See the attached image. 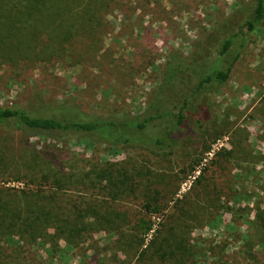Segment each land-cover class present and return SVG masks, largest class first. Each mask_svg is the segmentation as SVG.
Masks as SVG:
<instances>
[{
	"label": "rangeland",
	"instance_id": "374dc122",
	"mask_svg": "<svg viewBox=\"0 0 264 264\" xmlns=\"http://www.w3.org/2000/svg\"><path fill=\"white\" fill-rule=\"evenodd\" d=\"M253 9L254 0H110L89 40L28 67L0 64V106L76 120L165 115L148 131L160 146L0 125L11 138L0 145V189L44 194L89 225L80 242L60 233L61 219L31 244L14 236L10 264H264V3L250 29ZM230 65L225 82L199 87ZM33 152L47 162L38 176ZM142 218L151 230L140 242Z\"/></svg>",
	"mask_w": 264,
	"mask_h": 264
},
{
	"label": "trees",
	"instance_id": "16d2710c",
	"mask_svg": "<svg viewBox=\"0 0 264 264\" xmlns=\"http://www.w3.org/2000/svg\"><path fill=\"white\" fill-rule=\"evenodd\" d=\"M109 3L110 0H0V64L10 70L28 67L41 60L55 59L59 52L68 50L66 43L70 40L72 42H69L68 47L75 46L79 39L89 40V32L93 34L92 26L89 28V21L101 22ZM263 3L264 0H254L253 18L246 24L250 29L262 18ZM229 45L230 39L223 43L221 55L226 52ZM231 66L225 71L217 70L203 77L198 83L199 87L213 80L225 82ZM170 73L175 75L176 70H171ZM184 106L185 103L182 109ZM164 116L162 113L150 114L129 122L76 120L58 118L55 115H33L22 108L0 106V125L14 123L23 130L55 138L62 133H83L93 136L98 142L116 145L146 139L160 146L162 141L159 138L154 139L148 131L156 124V120ZM183 118L182 114L178 113V123H181ZM168 135L171 136L169 133ZM10 141L9 135L0 136V145ZM22 147L21 144L18 145V149ZM3 157L0 158L4 159ZM29 160L31 169L38 176L36 169L42 170L47 163L46 158L33 152ZM50 165L52 164L49 163L47 166ZM44 177L50 181L55 178V174L47 173ZM73 184L76 185L77 182L74 180L65 182L66 186ZM44 197L45 195L39 192L0 189V264H10L9 256L4 252L6 245L12 248V254H19L21 246L15 244L16 242L11 243L14 236L24 244H31L41 233L43 234L47 225L59 230L60 226L56 224L59 219L65 223L60 233H64L73 242H80L89 230V225L83 224L82 221L70 218V215L62 217L61 212H55L53 205ZM150 204L151 202H147L144 205L147 213H152ZM150 230L149 221L143 218L139 220L137 231L140 242L144 241V236ZM118 233L119 239H123L125 234L120 230ZM145 250V253L157 257V253L150 248L146 247Z\"/></svg>",
	"mask_w": 264,
	"mask_h": 264
}]
</instances>
